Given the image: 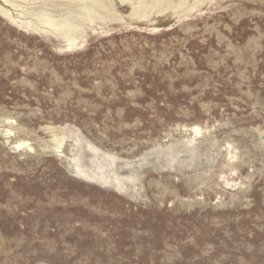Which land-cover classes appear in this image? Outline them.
<instances>
[{
    "label": "rangeland",
    "instance_id": "obj_1",
    "mask_svg": "<svg viewBox=\"0 0 264 264\" xmlns=\"http://www.w3.org/2000/svg\"><path fill=\"white\" fill-rule=\"evenodd\" d=\"M0 264H264V0H0Z\"/></svg>",
    "mask_w": 264,
    "mask_h": 264
}]
</instances>
